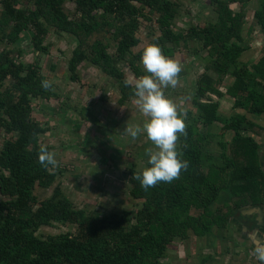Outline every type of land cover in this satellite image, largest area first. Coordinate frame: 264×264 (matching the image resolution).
<instances>
[{
  "label": "trees",
  "instance_id": "1",
  "mask_svg": "<svg viewBox=\"0 0 264 264\" xmlns=\"http://www.w3.org/2000/svg\"><path fill=\"white\" fill-rule=\"evenodd\" d=\"M68 1L76 6L74 17L64 11ZM21 2L0 0V45H13L0 52V128L11 135L0 150V264H164L176 241L194 236L210 247L239 211L264 209L261 148L253 137L264 127L246 117L264 115V56L253 71L238 60L252 0H208L214 22L178 34L173 29L180 8L167 0H26L30 7ZM257 2L253 16L264 34V0ZM236 4L238 12L230 8ZM144 23L156 25L161 35L151 44L166 57L187 47L189 40L200 42V49L207 52L204 72L193 88L191 102L197 112H186V136L178 141L187 169L171 183L160 182L146 191L131 179L130 198L142 203L135 224L129 212L102 214L76 208L61 185L41 201L36 189L54 187L62 171L38 163L39 139L48 127L33 119L32 103L57 94L41 87L47 78L39 64L18 62L24 51L15 45L22 43V34L32 31L34 52L46 54L51 31L76 38L69 63L72 80L79 79V66L88 62L116 80L122 95L119 103L125 105L135 98V88L123 68L129 66L138 78L148 75L140 63L143 50L134 52L142 42L138 36ZM229 79L225 91L220 89ZM226 97L233 100V110L245 114L223 116L220 109ZM215 124L221 130L218 154L213 155L214 135L209 130ZM228 133L229 145L222 140ZM133 174L138 172L131 170L130 177ZM56 225L71 226L76 233L39 235L41 229Z\"/></svg>",
  "mask_w": 264,
  "mask_h": 264
},
{
  "label": "rangeland",
  "instance_id": "2",
  "mask_svg": "<svg viewBox=\"0 0 264 264\" xmlns=\"http://www.w3.org/2000/svg\"><path fill=\"white\" fill-rule=\"evenodd\" d=\"M167 1L176 2L180 8L173 29L176 34L186 32L191 27L203 28L214 22L216 18L208 0ZM22 4L27 7L26 0H22ZM257 4V0H252V3L247 6V23L241 35L244 41L238 43L244 49L239 54L238 60L241 64H245L249 71H253L252 66L257 65L264 55L262 53L257 56L258 53L253 52L254 47L262 44V40L258 39L255 34H263L259 32L253 16L254 11L257 10ZM230 8L234 12L240 10L237 4ZM66 11L73 17L75 6L73 4L66 5ZM152 26L154 28L148 23L143 24L138 36L142 42L134 49L135 53L144 50L152 40L160 37L161 33L156 29V25ZM250 30L252 31L250 32ZM33 34L31 31L28 34H23L21 38L25 37L31 41ZM248 34H252V37H249ZM248 40H250L249 43L246 42ZM45 45L48 47V53L34 55L32 43L31 45L24 44V52L27 54L28 50V55L23 58V63L26 66L39 64L42 74L47 78V81L52 83L54 92L57 94L50 100L37 99L33 101L32 117L48 127V132L40 136L39 143L56 154L58 166L55 169L62 171V174L54 187L48 190L38 188L35 195L41 201H45L51 198L55 188L61 185L63 192L76 208L88 212L97 210L102 214L129 212L131 221L135 224V218L142 208V203L135 202L130 198V171L135 170L140 173L147 167L149 157L145 154V149L154 146L145 138L143 132L133 139L124 131L133 125L142 126L147 118L135 105V98L125 105H120L119 101L122 95L116 80L104 74L94 65L83 62L78 68L79 79L72 80L69 63L78 45L76 38L68 35L61 37L51 31L45 40ZM6 47L10 50L13 45H6ZM15 47L18 48L17 45ZM250 47L252 49L248 50ZM252 57L256 60H253ZM168 58L178 61L182 65V71L179 73L175 88L169 86L163 91L166 98L176 104L178 112L184 114L186 124L188 119L186 112L191 110L193 115H196L197 112L191 100L193 88L196 85L195 81L204 72V64L208 60L207 52L200 49V42L189 40L187 47L180 46L178 50H175L174 55ZM141 66L143 67L142 64ZM123 69L126 79L135 85V80L138 79L135 72L129 66H125ZM209 74L212 72L209 71ZM230 83L231 79L227 80L220 89L225 91ZM224 100H226V105L220 109L223 116L240 112L232 109V99L226 97ZM254 121L264 126V116L259 119L255 117ZM196 128L201 133L204 132L203 129H199L200 127ZM220 130V124H215L209 130V133L214 135L211 137L213 141L210 146L213 155L218 154L216 141ZM253 137L261 148L259 165L264 171V132L261 135L253 134ZM9 138L11 135L6 134L0 128V150ZM230 139V133L222 138L223 141H227L228 145ZM103 157L107 160H104ZM205 167H207L206 164L203 166L204 171H206ZM226 198L224 199L228 202ZM253 210L257 209L239 211L236 216L230 219L226 227L227 231L220 232V237L213 240L214 242L220 240L221 245L212 250L210 256L211 254H224L226 249H230L234 251L233 256L242 257L245 255L247 258L251 257L254 264H260L253 255L252 238H264V209L260 207L261 212L257 210L261 215L257 219L252 218ZM192 214L195 215L194 212ZM67 233L75 234L76 230L71 226L56 225L54 228L41 229L39 235L57 236ZM240 242L242 244H238ZM209 244L204 239L194 236H190L184 242L176 241L168 248L162 262L178 264L180 255L183 253L185 256L190 246L193 251L201 252L202 250L208 251L210 247L207 245ZM240 248L245 249L246 253L235 252ZM247 260V263L252 262L250 259Z\"/></svg>",
  "mask_w": 264,
  "mask_h": 264
},
{
  "label": "clouds",
  "instance_id": "3",
  "mask_svg": "<svg viewBox=\"0 0 264 264\" xmlns=\"http://www.w3.org/2000/svg\"><path fill=\"white\" fill-rule=\"evenodd\" d=\"M206 26V25H205ZM140 63L148 75L135 80L134 103L141 114L146 117L143 125H133L125 129V133L136 139L142 132L154 147L145 149L149 157L140 173L133 174L143 190L157 186L160 182L171 183L180 177L181 171L187 169V161L181 159L183 153L178 148V141L186 136L184 114L178 112L176 104L166 98L163 89L178 83L182 65L162 54L156 44L147 45L141 55ZM45 90H54L50 81L41 82ZM186 147V145H184ZM55 153L41 146L38 152V163L44 168L55 169L58 161ZM253 255L264 264V239L252 238Z\"/></svg>",
  "mask_w": 264,
  "mask_h": 264
},
{
  "label": "crops",
  "instance_id": "4",
  "mask_svg": "<svg viewBox=\"0 0 264 264\" xmlns=\"http://www.w3.org/2000/svg\"><path fill=\"white\" fill-rule=\"evenodd\" d=\"M68 4H73V3H70L69 1L68 2H66L64 5H63V8H64V11H65V13L67 14V15H69L70 17H71V14H68L67 13V11H66V5H68ZM74 6H75V4H73ZM27 7H30V5H26ZM1 9H2V5L0 4V11H1ZM76 15V6H75V14H74V16ZM73 16V17H74ZM247 21V20H246ZM56 34V33H55ZM57 35H59V34H57ZM67 34H60L59 36H66ZM255 36L259 39L260 38V40H262V44L260 45V46H256V48L254 47L253 49V52H256V54L258 53V55L257 56H259V55H261L262 53H264V34H255ZM21 37H23V34L21 35ZM249 37H252V34H250V36ZM250 39V38H249ZM251 40V39H250ZM250 40H249V42H250ZM30 41V39H28V38H22V43L20 44V45H17L18 46V48H20L21 47V49H23V51L25 50L24 49V44H28V45H31V41ZM258 42V41H257ZM6 45H8V44H1L0 45V52L1 51H3L4 49H9L8 47H6ZM252 48L250 47V48H248V50H251ZM27 50V49H26ZM27 52V54L24 52V55H23V57L19 60L18 59V62H21V63H23V58L26 56V55H28V50L26 51ZM34 55H36V53L34 52ZM264 56V55H263ZM262 56V57H263ZM253 58V60H256L254 57H252ZM256 62V61H255ZM251 63H253V62H251ZM24 64V63H23ZM96 67V66H95ZM98 68V67H97ZM130 68V67H129ZM102 71V70H101ZM134 72V71H133ZM121 93V92H120ZM132 101V100H131ZM121 105V104H120ZM235 110H239L240 112H238V113H240V114H245V112L243 111V110H241V109H235ZM246 117L248 118V119H250L251 121H253V122H255L254 121V116H252V115H250L249 117L247 116V114H246ZM250 117H254V118H250ZM220 127H221V125H220ZM104 158V160H107V158H105V157H103ZM104 162H106V161H104ZM221 245V242H220V240L219 241H212V243H211V245H210V248L208 249V248H206V249H208V251H205V250H202L201 252L199 251V252H197V250H195V251H193V249H192V246H190V249H189V251L185 254V256H184V254L182 253L181 255H180V258H179V260L177 261V262H179L178 264H243V261L245 260V263L244 264H254L253 263V259L250 257V258H247V256H245V255H243L242 257L241 256H239V257H236V256H233L234 254H233V252L234 251H232V250H230V249H226V251H225V253L223 254H217V255H213V254H211V256H210V252L212 251V250H214V249H216V247H218V246H220ZM243 251V252H242ZM235 252H237V253H246L245 252V249H239V250H237V251H235ZM229 255H232V256H229ZM185 258V260H183L184 258ZM241 257V258H240ZM200 259V260H199ZM247 259H250L252 262L251 263H247V261H249V260H247ZM247 260V261H246ZM256 264V263H255Z\"/></svg>",
  "mask_w": 264,
  "mask_h": 264
},
{
  "label": "flooded vegetation",
  "instance_id": "5",
  "mask_svg": "<svg viewBox=\"0 0 264 264\" xmlns=\"http://www.w3.org/2000/svg\"><path fill=\"white\" fill-rule=\"evenodd\" d=\"M174 3H176V2H174ZM263 116H264V115H261L259 118H261V117H263ZM257 118H258V117H257ZM259 118H258V119H259ZM256 123H257V121H256ZM257 124H259V123H257ZM259 125L262 126L261 124H259ZM262 127H264V126H262ZM256 209H257L258 211H260L258 208H256ZM257 210H256V211L253 210V212H254V214L252 215V218H253V219H255V218L257 219V218H259V217L261 216V215L258 216L260 212H258ZM237 214H238V213H237ZM235 216H236V215H235ZM253 219H252V220H253ZM261 219H262V218H261ZM226 227H227V226H226ZM224 230L227 231V228H225ZM224 230H223V231H224ZM223 231H222V232H223ZM263 236H264V232H263ZM221 238H222V236H221ZM262 238H263V237H262ZM263 239H264V238H263ZM220 242H221V241H220ZM238 244H242V243L240 242V243H238Z\"/></svg>",
  "mask_w": 264,
  "mask_h": 264
}]
</instances>
